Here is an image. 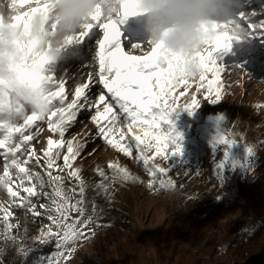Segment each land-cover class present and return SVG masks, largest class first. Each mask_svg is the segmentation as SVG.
<instances>
[{
	"label": "snow or ice",
	"instance_id": "1",
	"mask_svg": "<svg viewBox=\"0 0 264 264\" xmlns=\"http://www.w3.org/2000/svg\"><path fill=\"white\" fill-rule=\"evenodd\" d=\"M16 2L24 7L39 4L40 0ZM136 4L137 0H119L115 19L97 12L85 30L74 38L75 43L81 42L93 28H99L103 33L96 42L93 59L98 70L89 73L86 80L75 87L70 101L66 81L55 78L57 69L53 67L62 49L41 51L36 41H18L19 58L0 67V195L6 197L0 202V221L3 222L0 236L5 242L17 243V237L10 234L13 228H18L10 223L14 207L24 209L33 217L44 216L49 223L41 228L34 242L47 245L54 240L56 251L51 256L38 258L34 264H70L76 245L90 240L96 235L95 229L102 227L97 220L95 203L89 213L85 200L87 185L80 176V169L75 166L76 161L83 158L87 145L76 138L65 140V133L80 114L89 113L98 138L112 149L127 157H132L135 150L134 159L142 161L150 178L149 190L172 191L174 182L164 179L171 166L160 167L154 157L161 155L169 161L173 156H180L181 136L173 127V118L181 112L192 115L199 108L195 93L184 105L177 106L179 97L174 96L175 90L183 87L187 92L194 83L196 92L204 90V99L208 103H218L221 99V73L226 67L219 62L216 53L229 52L233 41L264 39V20L255 23L245 11L238 12L227 23H214L211 29L204 30V47L195 56L196 71L189 74L175 57L162 53L159 44L149 47L143 55L126 53L119 44L113 47L121 35L118 24L137 14ZM46 11V5L32 7L30 13L14 17V25L27 29L29 14ZM209 31L212 35H208ZM74 40L70 38L66 45L74 44ZM140 48L136 46L134 50ZM209 73L212 74L211 80L207 79ZM97 85L100 91L93 98L91 89ZM210 93H214V98ZM45 125L52 135L46 139V146L38 151L33 142L44 139L41 134ZM232 134L222 128L209 144L213 155L219 146H223V158L214 169L221 187L227 172L239 170L243 175L255 166L254 147L246 145L242 156L237 155L233 149L240 145L227 138ZM126 137L130 139L126 140ZM169 147L172 148L170 155L167 152ZM153 148L155 153L149 156ZM36 168L40 171L34 170ZM108 169L111 177L99 169L101 182L95 185L96 190L105 195L116 182L137 179L118 163H110ZM65 181L74 186L66 188ZM46 188L51 191H45ZM41 197L48 202L38 204ZM17 251L22 257L29 255L23 247ZM3 254L4 249L0 248V257Z\"/></svg>",
	"mask_w": 264,
	"mask_h": 264
},
{
	"label": "rangeland",
	"instance_id": "2",
	"mask_svg": "<svg viewBox=\"0 0 264 264\" xmlns=\"http://www.w3.org/2000/svg\"><path fill=\"white\" fill-rule=\"evenodd\" d=\"M236 4L235 11H245L253 22L259 23L264 20V0H236ZM31 6H26L25 9ZM90 32L81 42L68 45L60 53V57L53 65L57 69L55 78L63 79V75L69 69L68 66L71 65H65L66 61L70 60L66 57L72 52L74 55L72 64L78 62V65L85 67L86 75L83 81L89 73L93 74L94 70H98L93 60L97 49L90 52L88 59L84 58V55L89 52L88 49L85 54L82 50L79 51V46H82L83 42L90 37ZM102 35V31H98L93 46H97L96 42L102 38ZM137 43L142 46L144 39L138 40ZM116 44L122 48L119 40L113 44V47ZM216 56L226 67V70L221 73V99L218 103H208L204 99L206 94L204 90L196 92L194 83L187 92L183 87L177 88L174 92V96L179 97L176 101L177 106L188 102L193 93L196 94L199 102V108L192 115L181 112L173 118V127L181 136L180 156H173L169 161H165L161 155L154 157V162L160 167L171 166L164 179L174 182V190L160 192L154 189L149 190L147 183L150 178L144 170L142 161L137 162L134 159L135 150L132 157H127L106 145L98 138L88 112L80 114L81 119L76 120L65 133V140L76 138L87 145L83 150V158L78 159L75 166L80 169V176L87 185L85 200L89 213H91L92 204L95 203L98 222L110 227L104 230L105 236H111L115 232L116 228L113 226L116 222L128 219L131 225L136 227V232L145 240V243L134 241L129 245L130 256H136L140 264H168L160 261L156 249L160 245L176 243L183 251L184 261H186L183 264H264V251L254 257L241 259L237 263H227L225 255H219L218 252V249L224 248L228 240L235 235L237 238L245 237L257 229V217L248 208L223 210L219 207L205 216H199L200 218L196 216L197 213L205 212V207L209 204L220 205L225 186L230 181L236 179L264 181V39L258 37L241 39L240 42L233 41L229 52H218ZM73 78L74 75L63 79L71 80L66 88L69 101L71 93H74L75 87L79 85L74 84ZM207 79H212L211 73L208 74ZM213 87L215 88V85ZM99 91L100 87L91 96L94 98ZM181 93L184 95L181 96ZM210 95L214 98V93ZM44 128L45 131L41 134L44 139L33 142L38 151L46 146V139L52 135L47 132L46 125ZM222 128L233 133L227 138L240 145L233 149L237 155L242 156L243 147L246 145H251L255 149L254 169L243 175L239 170L235 173L227 172L223 187L214 173L216 164L223 158V146H219L215 155L209 146L211 139ZM127 139L130 137H126ZM171 151L172 148L169 147L167 149L169 155ZM154 153L155 148L148 155L153 156ZM110 163H118L121 167L127 168L137 179L130 182H116L111 185L109 194L105 195L97 191L95 185L101 182V177L98 175L99 169H103L111 177L112 173L108 169ZM34 170L40 171L39 168ZM0 173H2V158H0ZM73 186L74 184L65 181L66 188ZM45 191L50 192L51 189L46 188ZM5 198L0 195V202H3ZM33 199L35 201V198ZM47 202L43 197L37 201L38 204ZM11 211L10 223L18 225V228H13L10 233L17 237L16 249L23 247L29 254L38 249L36 260L42 256H51L56 251L54 240L47 245L34 242L41 228L49 221L44 216L33 217L31 213H26L20 207H14ZM72 218H76L74 213ZM131 225L126 227L120 240L107 246L104 251L106 257L115 253L124 254L123 242L127 239ZM2 227L3 222L0 221V230ZM19 228L21 236L18 235ZM235 229L237 230L233 233ZM261 237L264 241V230ZM2 239L0 236V241H3ZM96 240L98 237L94 236L90 240L78 243L70 264H81L83 256L100 263L101 255L96 248L98 245ZM46 248L49 251L45 253ZM42 251L43 253H40ZM1 264H4L2 260Z\"/></svg>",
	"mask_w": 264,
	"mask_h": 264
},
{
	"label": "clouds",
	"instance_id": "3",
	"mask_svg": "<svg viewBox=\"0 0 264 264\" xmlns=\"http://www.w3.org/2000/svg\"><path fill=\"white\" fill-rule=\"evenodd\" d=\"M45 5L46 12L26 17L27 29L14 25V17ZM236 7V0H137L133 16L144 23L146 47L159 44L162 53L175 57L191 74L196 71L195 56L204 47L205 28L232 21ZM118 9L119 0H40L27 9L16 0H0V67L19 58L18 41H36L41 51L64 50L66 41L82 33L94 14L115 19Z\"/></svg>",
	"mask_w": 264,
	"mask_h": 264
},
{
	"label": "trees",
	"instance_id": "4",
	"mask_svg": "<svg viewBox=\"0 0 264 264\" xmlns=\"http://www.w3.org/2000/svg\"><path fill=\"white\" fill-rule=\"evenodd\" d=\"M221 200L222 202L220 205H218V203H214L217 205L212 203L206 206L205 212L202 211L201 213L196 214L197 218L205 216L210 211L216 210L219 207L223 210L228 208L235 210L246 207L256 215L258 227L245 237L237 238L235 235L230 238L224 248L218 249L219 255H225L227 263H237L241 259L250 256L254 257L264 251V241L261 237L264 230V181L258 179L250 181L236 179L234 181H230L228 185L225 186ZM121 221L123 222H116V224H114L113 228L116 229L111 236H105L104 233L106 231L104 232V230L110 229V227H106L104 223L101 224L102 227L95 229V236L98 237V240H96L98 244L96 248H98L97 250L100 252L101 262L97 263L87 256H83L81 264H140L139 259L136 258V256H130L131 250L129 249V245L134 241L145 243V240L136 232V227L133 224L131 225L128 219ZM129 224L131 226H129L127 239L123 242L124 254L115 253L106 257V255H104V251L107 246L120 240V237L122 238V233H124V230ZM236 230L237 229L233 230V233H235ZM20 231L21 229L19 228L18 235L21 236ZM225 231L227 232V229ZM117 234L120 235L118 236ZM13 236L16 235L14 234ZM2 240L3 241H0V248L4 249V254L1 257L4 264H30L36 260L38 249L31 251L25 258L17 252L16 244H12L10 241L5 242L4 239ZM179 246L180 245L176 243L173 245L167 244L157 247L156 253L160 258V261L167 262L168 264H183L186 262L184 261L183 251L179 249ZM48 251L49 250L46 248L45 253ZM40 253H43V251Z\"/></svg>",
	"mask_w": 264,
	"mask_h": 264
},
{
	"label": "bare ground",
	"instance_id": "5",
	"mask_svg": "<svg viewBox=\"0 0 264 264\" xmlns=\"http://www.w3.org/2000/svg\"><path fill=\"white\" fill-rule=\"evenodd\" d=\"M34 4V3H33ZM32 4L26 5V6H31ZM26 6H24V8H26ZM133 18L131 20H124V22L122 24L119 25V31L121 33L120 37H119V41L120 44L122 46V49L127 53L128 51H130L131 53H135L138 55H143L145 54V51L148 49L146 47V36L147 33L145 31V27L144 24L141 25L140 29L145 31V34H141L138 27L136 26V22L139 20L137 17L132 16ZM129 32H134L135 35L132 36H125L124 35V31L128 30ZM98 31H100L99 28H93L90 32V37L88 38V40L84 41L82 46L80 45L79 47V51H83V53L85 54V51L88 49L89 52L86 53L84 55V58L88 59L90 52L92 51H96L97 46H93V41L95 39V35L98 33ZM144 39V43L142 46H140L137 42L138 40ZM136 46H140V49H135ZM62 56V55H61ZM60 57V56H59ZM74 59V56L72 58H70V60L66 61L65 65H70L68 66L69 69L67 70V72L63 75V79L64 78H68L69 76L74 75V78L72 79L75 83V85L80 84L83 82V77L86 75L85 73V67H82L80 65H78L77 63L72 64ZM96 71L94 70V73ZM93 73V74H94ZM71 80H67L66 81V88L69 86ZM99 86L97 85L96 87H93L91 89V93L90 95H92L98 88ZM81 117L79 116L77 118V120H80Z\"/></svg>",
	"mask_w": 264,
	"mask_h": 264
}]
</instances>
